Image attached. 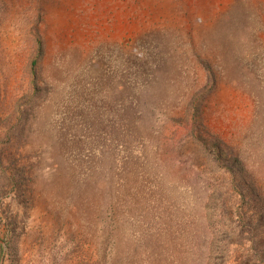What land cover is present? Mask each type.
<instances>
[{
  "label": "rangeland",
  "instance_id": "374dc122",
  "mask_svg": "<svg viewBox=\"0 0 264 264\" xmlns=\"http://www.w3.org/2000/svg\"><path fill=\"white\" fill-rule=\"evenodd\" d=\"M0 264H264V0H0Z\"/></svg>",
  "mask_w": 264,
  "mask_h": 264
}]
</instances>
